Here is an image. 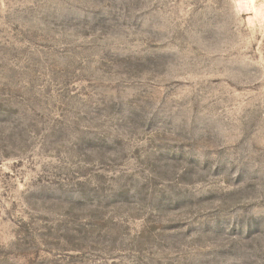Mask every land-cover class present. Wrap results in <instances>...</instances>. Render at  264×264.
<instances>
[{
  "label": "rangeland",
  "instance_id": "obj_1",
  "mask_svg": "<svg viewBox=\"0 0 264 264\" xmlns=\"http://www.w3.org/2000/svg\"><path fill=\"white\" fill-rule=\"evenodd\" d=\"M0 264H264V0H0Z\"/></svg>",
  "mask_w": 264,
  "mask_h": 264
}]
</instances>
